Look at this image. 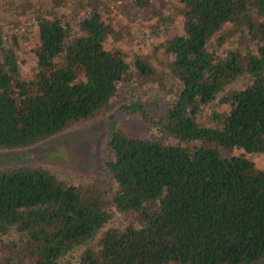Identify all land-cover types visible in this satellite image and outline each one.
Listing matches in <instances>:
<instances>
[{
    "label": "trees",
    "instance_id": "16d2710c",
    "mask_svg": "<svg viewBox=\"0 0 264 264\" xmlns=\"http://www.w3.org/2000/svg\"><path fill=\"white\" fill-rule=\"evenodd\" d=\"M177 1L180 33L161 45L171 56L172 102L159 116L137 102L121 106L149 125L145 135L107 132L111 204L135 223L107 228L92 248L110 219L97 189L81 191L42 167L5 168L0 264H70L65 257L78 248L75 264H264V165L247 156L264 153V0ZM79 9L67 18L36 11L27 81L19 77L18 31L0 28V149L31 146L94 116L126 78L121 51L105 47L111 27L102 13ZM123 11L133 20L158 17L151 0H126ZM227 26L243 31L253 52L225 49ZM133 65L154 75L144 58ZM240 75L249 82L217 101L228 111L213 113L212 126L199 123ZM234 148L242 153L221 154Z\"/></svg>",
    "mask_w": 264,
    "mask_h": 264
},
{
    "label": "rangeland",
    "instance_id": "374dc122",
    "mask_svg": "<svg viewBox=\"0 0 264 264\" xmlns=\"http://www.w3.org/2000/svg\"><path fill=\"white\" fill-rule=\"evenodd\" d=\"M126 0H0V28L5 32L12 28L19 33L20 48L18 52L21 60L19 77L27 81L35 72L34 60L27 52L36 45V30L34 16L41 9L49 10L59 16L81 14L82 9H97L111 27V33L105 40V47L121 51L123 58L129 65L128 74L119 83L116 94L110 98L107 105L94 116L78 120L69 124L60 133L46 137L37 143L17 149H0V170L15 166L42 167L52 173L57 180L78 186L81 191L95 188L102 200L103 208L110 213V219L88 243L96 248V242L101 233L107 228L122 229L135 222L130 217L118 212L111 204V197L116 185L104 169L106 157V139L108 127L113 126L125 132L147 134L148 124L142 123L136 114H129L121 109L122 105L131 102L140 103L150 116H159L172 102L171 95L174 87L167 77V61L170 55L162 50L164 43L171 36L179 34L182 24L180 4L177 0H151L158 17L148 16L142 19H130L123 7ZM142 17V16H141ZM225 49L236 47L245 57L253 52L252 42L243 31L232 26L225 28ZM3 38L6 35L2 36ZM220 46L217 52H222ZM26 48V49H25ZM138 56L154 70V75L142 77L133 59ZM249 82L248 77L238 76L218 93L214 100L202 110L197 121L203 125H213V113H225L226 105L218 103L221 96H225L234 89H239ZM154 133V131H150ZM173 141V140H172ZM170 141V142H172ZM242 150L234 148L231 151H221L224 156L239 155ZM255 167L264 165V153L247 154ZM134 222V223H133ZM0 240L7 241L5 236ZM82 248L68 254L65 259L75 264L76 255Z\"/></svg>",
    "mask_w": 264,
    "mask_h": 264
}]
</instances>
